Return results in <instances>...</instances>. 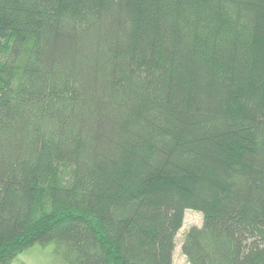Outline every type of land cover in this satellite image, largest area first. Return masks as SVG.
<instances>
[{
	"label": "trees",
	"instance_id": "trees-1",
	"mask_svg": "<svg viewBox=\"0 0 264 264\" xmlns=\"http://www.w3.org/2000/svg\"><path fill=\"white\" fill-rule=\"evenodd\" d=\"M264 264V0H0V264Z\"/></svg>",
	"mask_w": 264,
	"mask_h": 264
},
{
	"label": "rangeland",
	"instance_id": "rangeland-1",
	"mask_svg": "<svg viewBox=\"0 0 264 264\" xmlns=\"http://www.w3.org/2000/svg\"><path fill=\"white\" fill-rule=\"evenodd\" d=\"M202 215L197 211L186 210L182 228L178 231L175 238V249L173 252L172 264H189L185 256L181 253V243L185 232L192 226L200 227ZM53 244L41 246L35 244L22 253L18 254L10 264H61L57 261Z\"/></svg>",
	"mask_w": 264,
	"mask_h": 264
}]
</instances>
